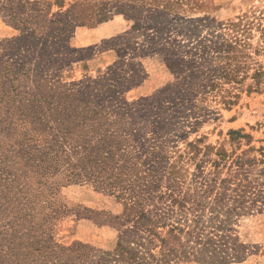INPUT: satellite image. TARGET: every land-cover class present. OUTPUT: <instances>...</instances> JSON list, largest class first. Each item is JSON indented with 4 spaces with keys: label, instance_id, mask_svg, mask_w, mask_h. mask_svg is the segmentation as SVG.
<instances>
[{
    "label": "trees",
    "instance_id": "obj_1",
    "mask_svg": "<svg viewBox=\"0 0 264 264\" xmlns=\"http://www.w3.org/2000/svg\"><path fill=\"white\" fill-rule=\"evenodd\" d=\"M15 1H8L11 25L20 31L13 42L19 48H39L27 69L33 86L20 98L12 86L0 92V135L7 132L0 136V264H99L87 245L65 248L53 241V225L65 213L59 200L62 184L92 185L121 205V211L111 215L119 232L115 251L127 264H150L140 247L145 246L143 238L152 242L150 235L165 241L156 227L167 226L170 234L181 230L169 218L190 200L180 196L183 163L194 162L201 152L202 161L194 163L202 180V195L215 204L232 205L214 216L227 214L221 226L231 220L228 214L238 215L264 203V184L252 177L255 164H262L259 173H264L263 148L257 158L223 146L200 147L201 138L187 141L211 112L209 97L226 92L225 83L240 81L239 38L223 40L210 31V36L181 44L166 34L175 28L185 34L196 30L185 24L177 27L169 16L183 0L116 1L123 5L115 8L116 13L133 20L117 41L128 38L131 31L143 32L151 39V51H161L166 67L175 74V81L156 93L128 101L123 93L134 86L135 71L125 75L128 70L116 62L102 77L78 84L57 85L50 77L49 70L76 60L70 56L74 49L69 41L75 27L102 21L101 17L92 21V14L86 12L95 3H76L56 13L46 26H39L40 35L35 37L38 30L26 26L24 17L48 14L49 4ZM181 45L187 49L178 53ZM128 47L135 49L134 44ZM219 101L231 104L223 94ZM228 135L233 143L246 139L250 144V135L242 130H231ZM179 141L185 144L183 150L178 148ZM214 209L210 207L212 213ZM220 238L219 234L202 236V244L217 252L224 245ZM134 245L135 252L127 251Z\"/></svg>",
    "mask_w": 264,
    "mask_h": 264
},
{
    "label": "rangeland",
    "instance_id": "obj_2",
    "mask_svg": "<svg viewBox=\"0 0 264 264\" xmlns=\"http://www.w3.org/2000/svg\"><path fill=\"white\" fill-rule=\"evenodd\" d=\"M8 1L0 0V92L12 86L20 98L23 91L34 84L32 73L27 69L32 67L39 47L19 48L13 42L20 31L11 25ZM116 1L119 0H42L43 4H49L48 14L24 17L26 26L38 30L37 37L41 31L39 26H46L56 13H63L76 3L96 4L86 12L92 14V21L98 17L102 21L91 26L75 27L69 41L74 49L70 56L76 60L49 70L55 84L73 85L102 77L114 62L117 67L122 65V69L128 70L125 75L132 69L135 71L132 77L134 86L123 93L128 101L150 96L175 81V74L166 67L165 55L158 50L151 51L154 50L150 49L153 46L149 42L151 39L143 32L131 31L128 38L117 41L118 36L128 31L133 20L116 13L115 8L123 6L116 5ZM14 3L17 1L14 0ZM169 16L177 22L174 23L177 27L184 24L196 26L194 32L188 31L187 34L180 28L166 34L181 44L204 35L210 36V31L223 40L236 36L242 44L238 51L243 71L238 75L240 81L225 83L223 88L226 92L219 91L215 97H209L207 104L211 112L198 130L189 134L187 141L201 138L200 147L223 146L228 151L235 149L238 154L244 151L248 157L260 158L259 149L263 148L264 152V0H183L176 12ZM232 23H239V26H230ZM156 38L161 37L156 35ZM129 44H134L135 49H129ZM186 49V45H181L178 53ZM255 72L257 75H254ZM222 94L231 104L225 105L219 101ZM14 130L15 127L8 131ZM231 130H242L244 134L250 135V144L247 145L246 139H241L239 144L231 142L228 135ZM6 133L5 130L0 136ZM250 146L254 148L253 151L248 150ZM184 147L185 144L179 141L178 148L183 150ZM200 158L202 152L194 162L200 163ZM194 162H184L181 172L184 186L180 196L186 195L190 200H187L182 210L177 207V212L169 218V223L181 230L175 229L170 234L167 232L169 227H156V233L165 241L162 243L153 235L149 236L151 243L143 238L145 246L140 247V254L146 256L150 264H210V260H215L216 264H264V203L258 202L256 207L238 215L228 214L231 220L221 226L227 214L223 213L217 218L214 216L230 208L231 202L221 206L202 195V180ZM261 167L262 164L253 165L252 177H257L264 184V173H259ZM59 194L65 213L53 225V241L65 248L75 243L87 245L92 248L91 254L96 256L93 258L99 264H127L115 251L119 232L118 223L111 215L119 213L121 205L112 196L86 183L62 184ZM210 207H215L214 213ZM208 234H219L223 238L224 245L217 252H213L209 244H202V236ZM135 247H127V251L135 252ZM151 255L155 258L153 261ZM209 256H212L211 259ZM164 258H167L166 262H163Z\"/></svg>",
    "mask_w": 264,
    "mask_h": 264
}]
</instances>
